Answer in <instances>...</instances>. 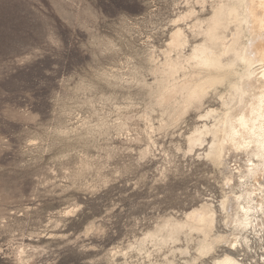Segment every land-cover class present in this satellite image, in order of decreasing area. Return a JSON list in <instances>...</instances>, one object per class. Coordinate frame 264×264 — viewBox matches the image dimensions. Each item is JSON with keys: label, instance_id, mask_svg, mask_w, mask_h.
Segmentation results:
<instances>
[{"label": "rangeland", "instance_id": "obj_1", "mask_svg": "<svg viewBox=\"0 0 264 264\" xmlns=\"http://www.w3.org/2000/svg\"><path fill=\"white\" fill-rule=\"evenodd\" d=\"M191 6L210 14V0H0V264H199L131 245L206 202L225 229L223 169L208 141L188 142L219 96L179 118L156 101L155 70ZM252 231L235 252L264 264Z\"/></svg>", "mask_w": 264, "mask_h": 264}, {"label": "bare ground", "instance_id": "obj_2", "mask_svg": "<svg viewBox=\"0 0 264 264\" xmlns=\"http://www.w3.org/2000/svg\"><path fill=\"white\" fill-rule=\"evenodd\" d=\"M196 1L205 9L209 0ZM176 23L164 60L154 68L160 76L156 101L179 118L211 93L219 96L221 108L200 115L211 123L197 126L188 142L193 150L208 141L206 157L223 169L229 189L219 203L225 229H218L217 210L206 202L182 219L167 218L131 247L170 246L171 253L199 264H249L235 249L250 247L249 229L264 240V0H210L208 16L191 6ZM182 236L195 242L194 255L189 244L177 246ZM209 255L211 263L205 261Z\"/></svg>", "mask_w": 264, "mask_h": 264}]
</instances>
